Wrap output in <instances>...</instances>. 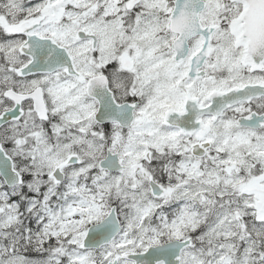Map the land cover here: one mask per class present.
<instances>
[{
  "label": "snow or ice",
  "instance_id": "snow-or-ice-1",
  "mask_svg": "<svg viewBox=\"0 0 264 264\" xmlns=\"http://www.w3.org/2000/svg\"><path fill=\"white\" fill-rule=\"evenodd\" d=\"M0 264H264V0H0Z\"/></svg>",
  "mask_w": 264,
  "mask_h": 264
}]
</instances>
